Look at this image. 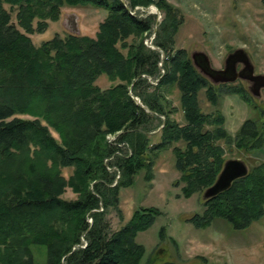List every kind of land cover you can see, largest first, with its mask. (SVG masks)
Returning a JSON list of instances; mask_svg holds the SVG:
<instances>
[{
	"label": "trees",
	"instance_id": "obj_1",
	"mask_svg": "<svg viewBox=\"0 0 264 264\" xmlns=\"http://www.w3.org/2000/svg\"><path fill=\"white\" fill-rule=\"evenodd\" d=\"M87 5L107 12L94 38L55 36L32 44L28 35L45 31L63 6ZM151 5L165 13L154 49L143 41L154 32L156 15L131 16L121 0H0V264H139L142 248L135 238L159 212L140 209L111 232L106 216L110 210L120 215L121 186L139 171L149 174L157 154L170 148L188 199L215 182L224 163L221 143L247 153L263 148L264 119H246L233 138L226 132L218 109L222 93L251 101L241 86H213L185 50L174 49L181 24L175 9L165 0H129L130 8ZM100 76L112 85L100 89ZM171 88L179 92L182 126L170 117L162 94ZM202 90L212 113L199 107ZM158 119L159 142L151 144ZM107 135H117L132 151L115 157L117 184L103 163L116 151ZM179 143L183 147L174 146ZM67 168L72 172L65 178ZM67 188L76 200L60 197ZM202 206L201 214L187 218L196 229L220 219L238 232L259 221L264 161ZM35 251L42 252V261Z\"/></svg>",
	"mask_w": 264,
	"mask_h": 264
},
{
	"label": "rangeland",
	"instance_id": "obj_2",
	"mask_svg": "<svg viewBox=\"0 0 264 264\" xmlns=\"http://www.w3.org/2000/svg\"><path fill=\"white\" fill-rule=\"evenodd\" d=\"M121 1L128 9L135 8L129 7V0ZM165 1L175 9L177 18H181L180 27L174 36V49L185 50L189 59L194 53L205 54L210 67L215 70L224 68V61L229 54L236 50H243L254 68L255 75H264V0ZM140 8L144 11L146 9ZM152 8L150 12L156 15V25L153 27L154 32L147 39L151 36L155 38L159 30L158 26L165 18L163 11L158 10L154 5ZM146 12L139 11L136 15L133 13V16L142 18L149 15ZM106 15L107 12L104 9L90 5L63 6L57 21L48 22L45 31L35 32L28 37L35 47L55 36L64 38L67 35H78L94 38L98 25ZM151 81L155 86L157 81L149 79V82ZM95 84L103 90L112 85L104 76H100ZM249 84L242 79L236 83L212 84L215 87L241 86L251 101L250 106L237 94L222 93L220 96L218 109L224 117V128L232 138L246 119L261 121L264 119V89H261L260 95L255 97L251 94ZM147 92L151 94L152 89ZM162 94L165 96L169 110H173L170 117L180 126L184 125L177 89L171 88L164 93L162 91ZM137 101L140 104L138 99ZM198 102L201 111L205 114L215 110L207 101L203 90L198 94ZM252 106H255L257 111L252 109ZM260 114L263 115L262 118ZM18 119L31 120L28 116H18ZM159 119L162 121L163 117ZM159 119L154 123L157 126L156 130L149 134L151 144L159 142V130L162 127ZM52 135L57 138L54 133ZM108 136L110 135L105 137L106 141L113 145L117 135L112 142L107 140ZM125 143L128 149L121 148L122 156L117 159H123L132 154L131 147L127 142ZM183 145L179 143L174 146L183 147ZM221 145L224 150V162L237 159L250 169L264 161V146L257 152L247 153L233 146H226L224 143ZM117 159H111V163H108L110 167H115V170L109 173L114 176L116 184L121 180V172L115 165ZM173 163L171 149L161 150L153 160V167L149 174L145 170L139 171L131 184L118 189L120 215L116 210H110L106 216L110 231L115 232L124 227L133 213L140 209L153 208L159 212L150 228L138 233L135 238L136 244L142 248L139 264L167 262L199 264L202 259L206 260V264H264V216L259 221L253 222L247 229L238 232L233 231L220 219L214 220L205 229L194 228L187 218L194 214H201L202 203L205 200L204 191L188 199L184 198L181 194L183 184L180 183V173ZM71 172L69 168L62 169V175L65 178H68ZM117 175L119 178L116 180ZM60 197L66 201L77 199V195L68 188ZM34 253L36 259L42 261V252Z\"/></svg>",
	"mask_w": 264,
	"mask_h": 264
},
{
	"label": "water",
	"instance_id": "obj_3",
	"mask_svg": "<svg viewBox=\"0 0 264 264\" xmlns=\"http://www.w3.org/2000/svg\"><path fill=\"white\" fill-rule=\"evenodd\" d=\"M193 67L212 84H228L238 79L245 80L252 85L251 94L255 97L264 89V75H255L254 68L243 50H236L229 54L224 61V68L215 70L210 67L207 56L203 53H194L190 58ZM237 64H242L241 71H237ZM137 101V99H134ZM138 103V101H137ZM248 169L240 160L224 162L222 169L213 185L204 190L203 198L208 200L227 191L233 182L247 175Z\"/></svg>",
	"mask_w": 264,
	"mask_h": 264
},
{
	"label": "built area",
	"instance_id": "obj_4",
	"mask_svg": "<svg viewBox=\"0 0 264 264\" xmlns=\"http://www.w3.org/2000/svg\"><path fill=\"white\" fill-rule=\"evenodd\" d=\"M151 9H153L152 8V6H149L148 8H146L145 9V11H144V9L143 8H140V7H135L133 10L132 9H128V12L129 13H134L135 15L137 14V12H139V11H142V12H146V13H149V14H151V12H150V10ZM138 18H139V16H138ZM152 40H153V36H151V38L150 39H146L145 40V45L146 46H148L149 48H153L152 47ZM148 43H149V45H148ZM160 66V65H159ZM152 85H153V82L151 81L150 82ZM115 138H116V135H110V136H108L107 137V140L108 141H115ZM113 145L116 147V151L114 152V154L111 156V157H109V158H106L105 160H104V163H105V165H106V169H107V171L108 172H113L115 169V167H110L109 165H108V163L111 161V159L113 160L115 157H120V156H122L121 155V152H120V150H121V148H127V144L125 143V142H119V141H115V143H113ZM128 149V148H127ZM119 175V174H118ZM117 175V177H116V180L119 178V176Z\"/></svg>",
	"mask_w": 264,
	"mask_h": 264
},
{
	"label": "flooded vegetation",
	"instance_id": "obj_5",
	"mask_svg": "<svg viewBox=\"0 0 264 264\" xmlns=\"http://www.w3.org/2000/svg\"><path fill=\"white\" fill-rule=\"evenodd\" d=\"M242 68H243L242 64H237V67H236L237 71H241ZM239 80H241V79L236 80L235 83L238 82ZM228 84H230V83H228ZM250 87L252 88V85L249 84V89H250Z\"/></svg>",
	"mask_w": 264,
	"mask_h": 264
},
{
	"label": "bare ground",
	"instance_id": "obj_6",
	"mask_svg": "<svg viewBox=\"0 0 264 264\" xmlns=\"http://www.w3.org/2000/svg\"><path fill=\"white\" fill-rule=\"evenodd\" d=\"M131 16H133V13H130ZM135 15V14H134Z\"/></svg>",
	"mask_w": 264,
	"mask_h": 264
}]
</instances>
